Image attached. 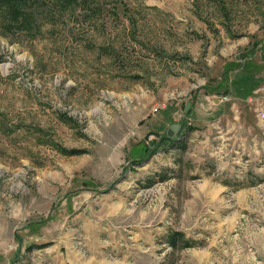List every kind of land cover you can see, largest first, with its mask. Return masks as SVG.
<instances>
[{
	"label": "rangeland",
	"instance_id": "374dc122",
	"mask_svg": "<svg viewBox=\"0 0 264 264\" xmlns=\"http://www.w3.org/2000/svg\"><path fill=\"white\" fill-rule=\"evenodd\" d=\"M260 110L264 0H1L0 264H264Z\"/></svg>",
	"mask_w": 264,
	"mask_h": 264
},
{
	"label": "trees",
	"instance_id": "16d2710c",
	"mask_svg": "<svg viewBox=\"0 0 264 264\" xmlns=\"http://www.w3.org/2000/svg\"><path fill=\"white\" fill-rule=\"evenodd\" d=\"M19 1H21V0H19ZM0 2H1V0H0ZM15 7L17 8V9H14L13 10V13H12V16L16 19V17L17 16H19V14L20 13H22V10L20 9V5H19V3H15ZM253 51L254 50H250V54L251 53H253ZM249 56V55H248ZM252 65V62H249L248 64H247V66H251ZM247 66L246 67H240L241 68V70L243 71V72H245L246 74H243L244 76H242V77H240L239 79H241V78H243V77H246V79H248V85H249V89H248V91H247V93H246V95H239V96H242V97H244V98H246V96H248V94L251 92V90L253 89L252 87H251V85H252V83L254 82V80H253V76H251V75H247V74H250L249 72V69L247 68ZM239 68V69H240ZM238 69V68H237ZM234 70H236L234 67H226V71L225 72H223V74H225V77H224V79H222V82L225 84V85H227V88H226V92H225V94L224 95H226L227 93H229V89H231L230 88V84H229V76L230 75H228V74H231L232 72H235ZM233 79H235L234 77H232ZM250 83H251V85H250ZM172 140H173V138H172ZM171 238H173L174 240H176L177 238H176V234L174 235V236H172Z\"/></svg>",
	"mask_w": 264,
	"mask_h": 264
},
{
	"label": "water",
	"instance_id": "95a60500",
	"mask_svg": "<svg viewBox=\"0 0 264 264\" xmlns=\"http://www.w3.org/2000/svg\"><path fill=\"white\" fill-rule=\"evenodd\" d=\"M188 106H189V102H187V104H186V110H187ZM178 128H179V123H176V122H175V123H171V124H169V126H168V128H167V131H166V135H167V136H172L173 133H174ZM149 135H154V136H156V137H159V136H160L159 132L150 130V131H147V132H146V134L144 135V139H147ZM149 144H150V145L152 144V141H151V140H150Z\"/></svg>",
	"mask_w": 264,
	"mask_h": 264
},
{
	"label": "built area",
	"instance_id": "2783aa9c",
	"mask_svg": "<svg viewBox=\"0 0 264 264\" xmlns=\"http://www.w3.org/2000/svg\"><path fill=\"white\" fill-rule=\"evenodd\" d=\"M258 114H259V116H260L261 118H264V111L260 110V111L258 112Z\"/></svg>",
	"mask_w": 264,
	"mask_h": 264
}]
</instances>
